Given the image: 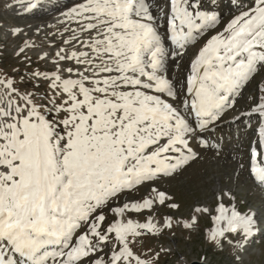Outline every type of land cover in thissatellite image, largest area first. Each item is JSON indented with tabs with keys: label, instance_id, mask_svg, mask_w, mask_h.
Instances as JSON below:
<instances>
[{
	"label": "snow or ice",
	"instance_id": "6c2138e0",
	"mask_svg": "<svg viewBox=\"0 0 264 264\" xmlns=\"http://www.w3.org/2000/svg\"><path fill=\"white\" fill-rule=\"evenodd\" d=\"M247 3L69 0L28 70L32 89L15 66H0V264H160L170 250L135 244L171 229V216L132 217L179 207L155 185L203 150L218 156L208 137L227 120L255 136L247 172L264 189V0ZM40 4L0 0L18 17ZM37 47L24 40L16 56L31 65ZM142 187L143 198L120 203ZM231 195L218 196L207 239L234 246L232 264H243L264 222L227 206Z\"/></svg>",
	"mask_w": 264,
	"mask_h": 264
},
{
	"label": "rangeland",
	"instance_id": "374dc122",
	"mask_svg": "<svg viewBox=\"0 0 264 264\" xmlns=\"http://www.w3.org/2000/svg\"><path fill=\"white\" fill-rule=\"evenodd\" d=\"M14 3L15 0H9ZM68 3V2H67ZM247 0H244V7H247ZM43 9L48 8L45 4H40ZM19 11V6H18ZM48 11V12H47ZM37 10L33 14H27L23 17H18L5 7H0V66L5 70H11L13 66L22 72L26 79V86L32 89L33 84L27 80L29 68L35 69L40 61L37 59L38 54H43L49 50V45L52 43L51 35L46 39L45 33H54L57 27H48L49 25H57L58 19L54 10ZM50 11V12H49ZM54 11V12H53ZM225 11V18H229L231 13ZM227 13V14H226ZM56 17V18H55ZM13 27L22 29L24 35L19 38L9 35ZM37 29L41 31L37 34ZM29 40L34 42L38 47L35 50H29L27 55L31 57V65H27L23 57H17L16 52L21 42ZM43 67V65H41ZM252 135V134H249ZM250 136L247 137V139ZM246 142V140H244ZM248 146V144H246ZM206 156V157H205ZM203 157V156H202ZM241 156L235 157L234 161ZM231 161V160H230ZM217 169L219 172H217ZM232 171H227L225 165L221 166V162L213 154L204 155L191 167H187L181 174L168 178L166 182L170 186V192L177 197L180 205L176 210L160 208L154 211L157 216L153 219L159 224H163L165 216H171L173 227L165 229L158 237H147L136 241L135 247L142 249L147 253L159 251L161 248L168 249V255H162L160 264H190L191 262H201L205 258L208 264H232L233 257L237 254L234 246H225L224 248H216L208 239L209 230L214 227V223L210 225L207 215L204 213H195V207H205V205H213L217 198L218 192H231V196H226L225 199L231 204L233 194L238 197L240 203H244V207H250L254 200L252 195L247 199L246 195L249 192V187L246 186L247 179L241 176L239 184H234L231 181ZM219 178L224 182L220 183ZM166 179V178H165ZM244 186V187H243ZM143 189V190H142ZM147 187L141 188L142 193ZM252 192L255 189L252 187ZM233 190V192L231 191ZM147 191L143 192L144 194ZM261 194L259 191L256 192ZM222 194V193H221ZM137 195L127 198L134 199ZM124 202V197L120 203ZM263 202V201H261ZM256 205H258L256 203ZM213 208V207H212ZM257 208V206H256ZM259 208V207H258ZM257 208V209H258ZM255 209H252V211ZM215 212V211H214ZM213 212V213H214ZM134 215L140 219L139 222H145L150 215ZM198 215V222L194 229H186L183 227L185 220H190L192 216ZM153 216V215H150ZM205 225H208L205 226ZM198 260V261H197ZM243 264H264V235L261 239L253 244L243 256Z\"/></svg>",
	"mask_w": 264,
	"mask_h": 264
},
{
	"label": "bare ground",
	"instance_id": "6f19581e",
	"mask_svg": "<svg viewBox=\"0 0 264 264\" xmlns=\"http://www.w3.org/2000/svg\"><path fill=\"white\" fill-rule=\"evenodd\" d=\"M64 5H65V3H62V4L60 5V9H62ZM61 7H62V8H61ZM53 9L55 10V12L53 11L54 13H59V12H60V9H58V10L55 9V8H53ZM46 11H47V10H46ZM50 11H51V10H50ZM50 11H49V12H50ZM35 12H36V11H35ZM47 12H48V11H47ZM51 12H52V11H51ZM56 17H57V18H56ZM56 17H55V18L58 19V17H60V13H59V15H56ZM206 155H207V154H206ZM211 155H212V154H211ZM208 156H209V154H208ZM203 157H204V156H203ZM203 157H202V158H203ZM205 157H206V156H205ZM213 157H214V156H213Z\"/></svg>",
	"mask_w": 264,
	"mask_h": 264
}]
</instances>
